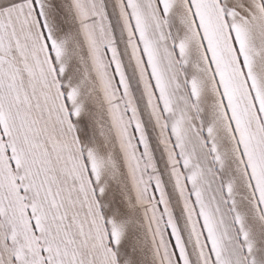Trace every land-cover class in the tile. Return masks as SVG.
<instances>
[{"label":"snow or ice","instance_id":"snow-or-ice-1","mask_svg":"<svg viewBox=\"0 0 264 264\" xmlns=\"http://www.w3.org/2000/svg\"><path fill=\"white\" fill-rule=\"evenodd\" d=\"M0 264H264V0H0Z\"/></svg>","mask_w":264,"mask_h":264}]
</instances>
